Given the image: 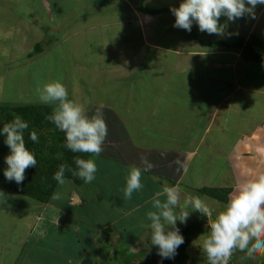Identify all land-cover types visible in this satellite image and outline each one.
Returning <instances> with one entry per match:
<instances>
[{"label":"crops","instance_id":"0c3cea01","mask_svg":"<svg viewBox=\"0 0 264 264\" xmlns=\"http://www.w3.org/2000/svg\"><path fill=\"white\" fill-rule=\"evenodd\" d=\"M21 1L24 6L28 4L27 16L37 23L40 14L49 12L46 0ZM89 1L95 7L117 12L119 16L115 15V22L111 18L112 23L127 28L128 40L122 43L129 44L109 56L108 67L116 80L122 75L131 76L118 108L105 107L110 111H103L108 136L103 152L90 159L103 169L108 163L127 171L140 168L144 176V189L138 193L140 205L96 225L85 210L88 203L66 183L54 190L61 199L50 198L43 204L0 187V264H98L103 257L101 245L117 244L112 238L116 231L108 233L107 226L127 215L135 216L163 187L179 188L183 204L198 186L230 188L229 199L242 182L264 177V59L246 61L239 51L204 46L196 39L234 40L253 34L261 41L264 55V5L256 7L255 19L246 16L227 22L225 35L213 38L201 32L197 24L191 30L196 36L173 27V13H143L135 0ZM19 2L0 0V14H4L1 18L6 23L0 26V36H6L5 32L15 26L23 29V17L19 24L11 21L18 17ZM180 2L167 1L153 8L178 7ZM225 22L222 16L220 23ZM87 23L83 21L82 28L94 34L103 28L95 29L100 25L98 21ZM3 51L7 56L9 48L5 46ZM29 52L26 50V56ZM81 66V71L92 67L89 62ZM99 66L103 67L101 61ZM136 87L142 91H135ZM149 133L158 134L159 138L153 139L159 142L148 143ZM142 158L152 165L147 172L143 171ZM146 214L143 219L135 217L137 220L128 226L143 221L148 227L151 221ZM128 226L119 229L120 233H127ZM147 227L141 230L142 235ZM123 241L135 243L134 239Z\"/></svg>","mask_w":264,"mask_h":264},{"label":"rangeland","instance_id":"374dc122","mask_svg":"<svg viewBox=\"0 0 264 264\" xmlns=\"http://www.w3.org/2000/svg\"><path fill=\"white\" fill-rule=\"evenodd\" d=\"M167 1L172 0H142L145 2L144 5L149 2L152 6L145 5L148 8H153ZM173 1L175 2V0ZM46 2L49 4V12L40 14L41 17L37 23L36 20L27 16L26 7L28 4L24 6L20 0L17 4L19 7L17 10L18 17L11 21L19 24L21 23L20 18L23 17L24 20L21 23L23 29L15 26L16 28L13 30L5 32L7 33L6 36H0V105L11 107L22 104H42L38 98L37 88L42 87L47 82L60 80L68 89L69 99L84 104L89 115H93L101 105H103V111L107 110L105 107L115 109L117 104L119 105L120 101L123 100L124 93L128 91L130 84L127 83V79H131V76L118 74L121 77L120 80H116L113 78L114 72L110 71L111 69L108 67L109 56H114V53L120 51L123 44H129V42L122 43L123 39L128 40L127 28H123L121 24L112 23L111 18L115 22V17L119 16L118 13L102 6L97 5L95 7L89 0H46ZM140 2V0H135L137 6ZM91 8L95 10L90 11ZM86 12L89 14L84 15ZM1 17H4V14H0ZM83 21L88 22L87 24H94L98 21L100 25L95 29L103 28L95 34L88 32L87 29L82 28ZM2 24L6 23H3L1 18L0 26ZM195 24L194 22L192 25L193 31ZM50 26L54 28L52 29ZM211 36L213 38L218 37L217 35ZM49 39L53 42L48 47H44L42 52L34 54L33 58L30 59L26 57V50L31 51L35 44L44 43ZM5 46L9 48L7 56H4ZM108 49H112L114 52ZM71 51L77 53L73 54ZM100 61L103 67H97ZM88 62L92 67H85V71H81V68L83 69L81 64ZM145 87L146 85H141V88ZM136 90L142 91L137 87ZM153 138H159L158 134L149 133L147 142L150 144L159 142ZM66 183L69 182L66 181ZM90 184L94 186V181ZM195 184H199L198 180L195 181ZM102 189L101 187L98 188V192L104 195L102 201L100 203L90 202L87 205L88 208H85L89 214L88 217H91V221L96 225L112 221L119 208L115 202L114 194L107 189ZM199 189L200 186L195 188V192L191 193L192 197H199L204 201L212 215L207 217L199 211H191L186 222L177 221L176 226L181 234V229H186L184 233L189 242L186 249L188 259L185 264H208L206 255L200 246L203 239L209 234L208 225L213 222L216 214L222 211L226 205L205 194L202 195L199 193ZM75 191H81L82 196L89 194L84 185ZM127 200V203L131 204L133 197ZM182 208L183 204H181V208L175 210L177 214L181 212ZM186 209L192 210L190 206ZM123 210L121 211L123 212ZM150 210H154L152 203L146 202L134 217L143 219ZM191 217L195 219L193 220ZM130 218L126 217L113 226H107L108 233L116 231V235H113L112 238L114 241L117 240V244L111 246L104 243L101 245L103 257L98 264H157L161 260L157 247L150 242V228L144 226L143 221H136L137 228H131V225L128 226V223L131 222ZM133 220L137 219L133 218ZM123 226H128L129 233H120L124 229ZM145 227H147L146 233L144 232L145 235H142L141 230ZM119 229L121 230L119 231ZM122 239H134L135 243L129 245ZM258 261L256 255L249 258L245 253L236 251L231 256L229 264H258Z\"/></svg>","mask_w":264,"mask_h":264},{"label":"clouds","instance_id":"9594fccd","mask_svg":"<svg viewBox=\"0 0 264 264\" xmlns=\"http://www.w3.org/2000/svg\"><path fill=\"white\" fill-rule=\"evenodd\" d=\"M258 5H264V0H181L179 6L170 7V11L175 16L173 27L191 32L195 22L201 32L223 37L227 22L234 23L246 16L255 19ZM222 16L226 17L224 24L220 23ZM36 91L42 104L52 106V114L46 119L65 134V148L73 153L90 156H99L103 152L108 136L103 105L89 116L84 104L69 99L68 89L60 80L47 82ZM28 127L27 121L17 117L0 129V134L5 136L4 143L10 149V154L5 157L7 167L4 176L6 180L17 184L25 179L26 169L35 167L37 163L33 152L26 147L24 133ZM29 138L33 142L38 140L35 131L29 134ZM142 159L145 163L143 171L147 172L152 165L145 158ZM74 163L75 170L64 164L60 165L53 177L58 184L66 183V170L85 183H91L95 179V160L76 156ZM141 175L142 170L138 167L129 170L123 189L124 199H131L134 192L143 189ZM51 198L59 200L61 194L53 192ZM151 203L154 210L146 214L151 221L148 225L151 230L150 242L157 247L162 259H173L179 246L184 243V237L176 226L178 220L184 223L189 217L190 211L183 209L190 206L191 211H199L207 217L212 215L209 207L199 197L185 198L183 208L177 214L175 210L181 208L180 189L175 186H165L157 191ZM208 227L209 234L200 246L208 264H229L236 251L245 253L249 258L257 254L264 255V177L242 182Z\"/></svg>","mask_w":264,"mask_h":264},{"label":"trees","instance_id":"16d2710c","mask_svg":"<svg viewBox=\"0 0 264 264\" xmlns=\"http://www.w3.org/2000/svg\"><path fill=\"white\" fill-rule=\"evenodd\" d=\"M99 2L109 3L111 0H98ZM137 6V9L143 13L147 14H160V13H172L170 8H148L146 7L142 0ZM35 3V2H34ZM42 10V8H40ZM194 35V33L191 31ZM204 46H209L212 48L224 46L227 49L234 51H239L243 59L246 61L257 62L263 61L264 55L262 53L263 45L259 38L255 35H251L248 38L238 37L234 40H216V41H201L198 40ZM53 41L51 39L46 42L35 44L32 50L27 54V58H31L34 54L42 52L44 47H48ZM52 114V106L45 104H22L14 106H2L0 105V129H2L5 123L13 121L15 118L19 117L28 122V129L24 133L26 147L36 157L37 163L35 167H29L25 172V179L22 183L17 184L15 181H8L4 176V170L7 165L5 163V157L10 154L9 147L4 143L5 136L0 134V187L16 192L25 197L31 198L40 203H47L51 198L54 190L59 188L60 184L53 178L56 171L59 169L61 164L66 165L68 168L73 170L76 169L74 163L76 156H81L85 159H90V155L82 153H73L67 148H65V134L61 132L56 126L46 119L47 116ZM35 131L38 140L36 142L31 141L29 134ZM101 163V162H100ZM101 164L97 166V172L95 174L94 186L90 183H85L82 179L77 176H73L71 171H65L64 176L65 180L69 183L66 185L69 188L78 190L81 185L86 187V192L88 195L82 196L85 199L86 203L95 202L100 203L103 199L102 194L98 192V188L101 187L104 190L112 192L115 196V202L119 205L117 216L120 214L124 215L130 210H134V207L140 205L139 192H134L132 197L133 201L131 204H128V200L124 199L123 188L126 186V177L129 174V171L125 168H120L112 163L103 169ZM141 176V182H142ZM150 180V179H149ZM148 180V182H149ZM89 184V185H88ZM94 189H92L91 188ZM102 189V190H103ZM230 188H220V187H202L199 189V193L205 194L213 199H216L224 204L228 201V194L230 193ZM99 197V198H98ZM88 200V202H87ZM98 200V201H97ZM122 209L123 212L121 211ZM131 217V216H125ZM135 218L132 216L131 222ZM134 221V220H133ZM130 222V223H131ZM129 224V223H128ZM135 223L133 222L132 225ZM125 226V225H124ZM123 226V228H125ZM135 227L136 226H132ZM182 228V226H181ZM185 230L181 229L182 236L184 237V243L179 246L177 249V254L173 259H162L157 264H185L188 259V254L186 249L189 245L188 238L185 236ZM258 258V264H264V255H256Z\"/></svg>","mask_w":264,"mask_h":264}]
</instances>
